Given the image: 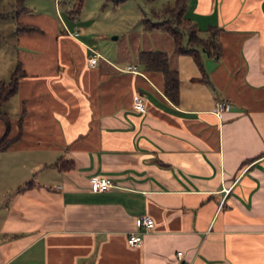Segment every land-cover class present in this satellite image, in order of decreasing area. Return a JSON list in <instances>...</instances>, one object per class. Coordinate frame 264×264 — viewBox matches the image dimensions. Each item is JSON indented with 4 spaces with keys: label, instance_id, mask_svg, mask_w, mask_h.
I'll return each mask as SVG.
<instances>
[{
    "label": "crops",
    "instance_id": "crops-1",
    "mask_svg": "<svg viewBox=\"0 0 264 264\" xmlns=\"http://www.w3.org/2000/svg\"><path fill=\"white\" fill-rule=\"evenodd\" d=\"M57 1L24 0L18 20L38 30L17 33L15 0H0V40L13 35L26 73L4 112L12 137L24 109L0 151V264H264V0H187L200 32L219 27L220 53L201 54L203 81L192 55L158 48L175 54L177 103L137 57L91 64ZM99 174L113 185L92 190ZM142 214L154 227L131 246Z\"/></svg>",
    "mask_w": 264,
    "mask_h": 264
},
{
    "label": "rangeland",
    "instance_id": "rangeland-1",
    "mask_svg": "<svg viewBox=\"0 0 264 264\" xmlns=\"http://www.w3.org/2000/svg\"><path fill=\"white\" fill-rule=\"evenodd\" d=\"M167 1L173 0H82L79 12L75 13L71 9L77 0H60L57 9L67 23H80L79 38L88 49L92 48L102 57L122 65L135 61L140 50L171 48L172 40L167 33L146 29L142 22L145 16L150 17L152 6L157 8ZM68 8L70 12L66 11ZM201 33L206 35V32ZM14 42L13 35L7 33L4 40H0V80H8L15 66L18 45H13ZM168 53L171 57L175 55L172 51ZM15 97L4 102L0 111L13 116L17 106Z\"/></svg>",
    "mask_w": 264,
    "mask_h": 264
},
{
    "label": "trees",
    "instance_id": "trees-1",
    "mask_svg": "<svg viewBox=\"0 0 264 264\" xmlns=\"http://www.w3.org/2000/svg\"><path fill=\"white\" fill-rule=\"evenodd\" d=\"M151 1V0H145ZM82 0H77L71 11L78 13ZM187 0H173L164 3L159 8L150 9V17L142 19L143 26L149 30H160L167 33L172 40L173 52L176 54H190L199 65L202 76L196 79L207 80L206 72L202 64L201 54L205 53L210 57L218 58L220 53V45L218 41L219 27L211 26L206 30V35H202L200 29L188 17L185 16ZM15 27L16 32H30L38 30L37 26L22 23L18 20L20 14L28 11L29 7L25 5L24 0H15ZM0 12V17L6 16ZM137 62L145 71H159L163 74L164 84L163 92L173 103L178 102L179 96V78L176 69L169 64V55L165 50L152 49L140 50L137 54ZM25 70L19 61L8 78V80H0V107L13 96L18 89L19 78L24 76ZM24 109L18 119L19 131L16 135L9 137V117L0 111V119L5 123V130L0 135V151L7 149L16 142L22 132V119ZM59 170H66L73 166L72 162L59 160L56 163ZM26 182L24 186H29Z\"/></svg>",
    "mask_w": 264,
    "mask_h": 264
},
{
    "label": "built area",
    "instance_id": "built-area-1",
    "mask_svg": "<svg viewBox=\"0 0 264 264\" xmlns=\"http://www.w3.org/2000/svg\"><path fill=\"white\" fill-rule=\"evenodd\" d=\"M91 56L88 57V60L91 64H94L97 61V58L99 57V53L91 49ZM125 70L129 71H138L136 65H128ZM133 100V107L137 111L144 112L145 111V105L144 101L140 94L135 93L132 97ZM227 106V102L224 99H220L216 102L214 112L216 115L220 114L223 109H225ZM113 185V179L110 176L107 175H93L89 178V186L94 191H103L107 189L108 187ZM139 231H133L128 233L127 236V243L131 246H139L142 242V234L144 232L150 231L154 227V219L149 214H142L139 217ZM177 257L180 258L182 256L181 251H177L176 253ZM183 264H189V263H183Z\"/></svg>",
    "mask_w": 264,
    "mask_h": 264
}]
</instances>
